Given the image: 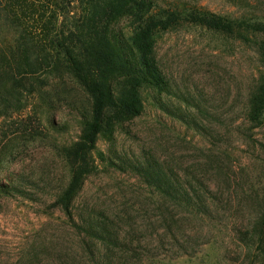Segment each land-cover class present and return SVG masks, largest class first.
<instances>
[{
  "label": "trees",
  "instance_id": "obj_1",
  "mask_svg": "<svg viewBox=\"0 0 264 264\" xmlns=\"http://www.w3.org/2000/svg\"><path fill=\"white\" fill-rule=\"evenodd\" d=\"M164 5V0H0V120L19 117L22 140H41L46 137L40 128L48 110L71 104L74 94L82 96L79 108L74 107L81 135L74 144L60 148L68 184L53 196L51 206L43 208L47 213H63L78 234L77 248L45 261L42 247H33L19 264H147L156 260L143 252L137 233L127 231L134 219L128 208L101 209L78 200L87 180L99 170L94 154L100 139L112 140L119 127L142 117L148 98L156 108L196 129L189 113L170 112L164 104V97L174 94L157 54L163 34L189 25L254 49L262 71L249 97L246 120L251 131L264 129V24ZM13 138L0 145V201L17 196L34 201L40 191L34 181L8 171L2 176L7 168L6 149L17 139ZM101 159L107 166L138 176L159 200L156 210L166 228L160 243L169 240L179 257L194 256L196 243L186 225L190 217L203 224L210 215L207 188L196 181L194 186L176 167L153 155L145 154L141 162ZM261 204L259 219L245 227L239 241L256 247V264H264V195Z\"/></svg>",
  "mask_w": 264,
  "mask_h": 264
},
{
  "label": "rangeland",
  "instance_id": "obj_2",
  "mask_svg": "<svg viewBox=\"0 0 264 264\" xmlns=\"http://www.w3.org/2000/svg\"><path fill=\"white\" fill-rule=\"evenodd\" d=\"M164 2V7L171 4L180 10L194 8L264 24V0ZM157 54L174 94L164 97L165 106L170 112L189 113L196 129L156 108L148 98L142 117L119 127L112 140L100 139L94 154L99 170L87 180L78 203L128 208L134 219L127 231L137 233L144 253L156 256L147 264H256V247L239 241L245 227L259 219L264 195V129L251 131L246 120L249 97L262 71L258 55L240 41L189 25L163 34ZM73 96L72 107L65 103L45 114L40 130L46 137L41 140H22L19 117L0 120V145L17 138L6 149L2 176L6 171L21 174L40 187L34 201L19 196L0 201V264H19L33 247H42L45 261L77 248L78 234L63 213L43 209L54 203L53 196L69 181L60 148L74 144L81 135L74 107L79 108L82 96ZM145 154L176 167L184 179L194 186L202 183L209 191L210 215L203 224L190 217L186 225L196 243L192 257L177 256L169 240L160 243L166 228L156 210L159 200L139 177L101 159L141 162Z\"/></svg>",
  "mask_w": 264,
  "mask_h": 264
}]
</instances>
